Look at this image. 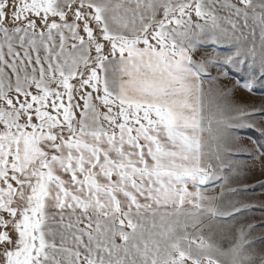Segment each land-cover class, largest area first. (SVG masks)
<instances>
[{
	"label": "snow or ice",
	"instance_id": "1",
	"mask_svg": "<svg viewBox=\"0 0 264 264\" xmlns=\"http://www.w3.org/2000/svg\"><path fill=\"white\" fill-rule=\"evenodd\" d=\"M231 72L264 87V0H0V264H264L203 234Z\"/></svg>",
	"mask_w": 264,
	"mask_h": 264
},
{
	"label": "rangeland",
	"instance_id": "2",
	"mask_svg": "<svg viewBox=\"0 0 264 264\" xmlns=\"http://www.w3.org/2000/svg\"><path fill=\"white\" fill-rule=\"evenodd\" d=\"M210 74L219 73L211 69ZM235 75L241 77L231 72L224 83L228 87L235 86L236 101L248 115L231 128L230 152L225 163L218 168L217 178L204 186L205 194L217 197V203L232 214L220 219L205 217L204 224H211L212 228L204 227L203 234L226 249L236 229L252 225L248 238L260 249L264 247L261 243L264 239V134L261 131L264 128V87L257 85L249 91L243 87L244 80H238ZM249 132L253 135H247ZM232 205L239 210L233 211Z\"/></svg>",
	"mask_w": 264,
	"mask_h": 264
},
{
	"label": "trees",
	"instance_id": "3",
	"mask_svg": "<svg viewBox=\"0 0 264 264\" xmlns=\"http://www.w3.org/2000/svg\"><path fill=\"white\" fill-rule=\"evenodd\" d=\"M235 77H236L238 80L242 81V78L239 77L238 75H235ZM255 92H258V91H255ZM247 135L252 136L253 133L249 132Z\"/></svg>",
	"mask_w": 264,
	"mask_h": 264
}]
</instances>
